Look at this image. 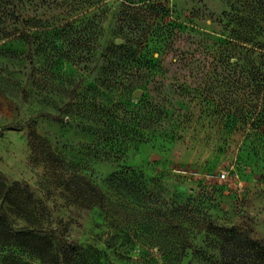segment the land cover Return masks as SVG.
<instances>
[{"label":"rangeland","instance_id":"1","mask_svg":"<svg viewBox=\"0 0 264 264\" xmlns=\"http://www.w3.org/2000/svg\"><path fill=\"white\" fill-rule=\"evenodd\" d=\"M19 2L0 264H47L18 232L58 264H264L243 248L264 246V90L238 60L264 54V0Z\"/></svg>","mask_w":264,"mask_h":264},{"label":"trees","instance_id":"2","mask_svg":"<svg viewBox=\"0 0 264 264\" xmlns=\"http://www.w3.org/2000/svg\"><path fill=\"white\" fill-rule=\"evenodd\" d=\"M19 4V0H0V7L2 8L0 17H2L4 23L7 24L2 29V31H0L1 38H9L12 34L16 32L17 29H11V27H14L19 24L21 17ZM33 34H28L26 38L31 40L33 38ZM13 39L18 41L20 40V37H14ZM238 56V60L244 61L241 65V67H243L240 68V71L246 73L247 78H250L252 81L258 79V83L256 85H252V87L256 89L257 92L264 90V54L259 55L257 64L252 63L251 58L248 56ZM249 86L250 85H247V87ZM3 219L4 215H1L0 225L2 224L1 221H3ZM25 235H27L29 239H25L24 234L20 232H18V235H16L15 238H17V240L22 246L27 245L29 247H32L35 250L36 254L41 256L39 257L41 262L47 264H58L59 257L53 249V245L50 241V238L37 237L36 235H34V232H28ZM243 244V248L244 250H247V252H252L257 256L264 257V246L250 239H244ZM220 248L222 251L227 250L224 245H222ZM230 250H232L231 253L235 255V248H231Z\"/></svg>","mask_w":264,"mask_h":264},{"label":"water","instance_id":"3","mask_svg":"<svg viewBox=\"0 0 264 264\" xmlns=\"http://www.w3.org/2000/svg\"><path fill=\"white\" fill-rule=\"evenodd\" d=\"M121 42H122V41H121L120 39H116V41H115V43H116L117 45L121 44ZM140 94H141V91H140V90H137V91L134 92L133 96H134V97H140ZM151 159H153V157H152Z\"/></svg>","mask_w":264,"mask_h":264}]
</instances>
